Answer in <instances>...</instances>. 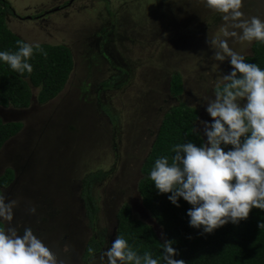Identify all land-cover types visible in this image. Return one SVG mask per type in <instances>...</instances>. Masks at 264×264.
Masks as SVG:
<instances>
[{
    "label": "rangeland",
    "instance_id": "obj_1",
    "mask_svg": "<svg viewBox=\"0 0 264 264\" xmlns=\"http://www.w3.org/2000/svg\"><path fill=\"white\" fill-rule=\"evenodd\" d=\"M7 1L22 17L4 15L12 33L32 45H65L73 65L69 81L48 101L37 103L32 96L24 108L0 106L2 122L20 123L0 147V174L13 172L0 195L17 201L13 220L0 218V229L15 226L22 235L30 227L62 264H101V253L115 241V213L125 203L162 238L140 203L139 167L162 114L179 102L197 110L194 130L206 141L201 121L212 122L207 104L215 98L214 87L224 83L222 75L232 70L230 58H211L215 49L207 42L225 23L221 14L205 0H74L62 11L51 8L67 0ZM45 10L43 18L26 19ZM241 11L242 19L264 21V0H243ZM228 43L243 56L251 54L252 42ZM173 73L181 77L178 95L168 92ZM106 80L120 86L99 90ZM99 169L107 173L90 188L97 209L91 229L81 178ZM100 230V253L85 261L84 246Z\"/></svg>",
    "mask_w": 264,
    "mask_h": 264
},
{
    "label": "clouds",
    "instance_id": "obj_2",
    "mask_svg": "<svg viewBox=\"0 0 264 264\" xmlns=\"http://www.w3.org/2000/svg\"><path fill=\"white\" fill-rule=\"evenodd\" d=\"M205 6L220 13L225 22L219 33L207 41L215 49L211 58L214 61L230 58L232 70L222 75L225 82L222 90H217L215 98L207 104L212 122L201 121L206 136L203 145L192 142L176 145L172 163L169 164L167 157L157 159L150 178L159 193H171L168 199L177 207L180 197L192 205L187 211L190 226L203 227L205 233H211L229 221L238 224L247 219L254 207L264 210V70L255 63L245 62L244 56L228 43L229 38L241 44L264 42V21L256 16L242 19L243 0H205ZM17 43L19 50L14 54L0 52V60L21 74L25 70L31 73L33 69L27 60L34 48L40 52L43 49L38 43ZM16 203L6 202V197L0 195V218L10 223ZM29 211L35 214L36 208ZM163 252L166 264H186L183 259L173 258L178 252L172 241L165 240ZM105 257L107 264H141L142 261L158 264L147 252L139 256L119 236L101 253V264ZM0 264L62 262L30 227H25L20 235L17 227L12 226L0 229Z\"/></svg>",
    "mask_w": 264,
    "mask_h": 264
},
{
    "label": "trees",
    "instance_id": "obj_3",
    "mask_svg": "<svg viewBox=\"0 0 264 264\" xmlns=\"http://www.w3.org/2000/svg\"><path fill=\"white\" fill-rule=\"evenodd\" d=\"M8 4L6 0H0V52L14 54L19 50L17 42L24 41L12 33L4 22L5 13H11ZM38 44L47 55L34 48L32 56L27 60L33 69L31 73L25 70L21 74L0 60V106L24 108L28 106L32 96L37 103H44L62 89L73 65L70 50L63 44ZM250 52L251 54L244 56L245 62L255 63L264 70V42L253 41ZM224 83L214 87V92L222 90ZM100 85L102 90H107L119 87L120 83L116 80L113 82L106 80ZM181 91L180 75L171 74L168 92L171 95H178ZM196 119L195 108L183 102L170 106L162 114L149 150L139 167L140 177L136 183V190L140 203L161 228L162 238L157 236L149 224L133 217L130 207L123 203L115 213L114 239L117 236L124 238L139 256L143 257L147 252L152 258L157 259L158 264H166L163 260L165 240L172 241V247L177 249L178 254L173 258L183 259L186 264H264V226H259L261 223L264 224V210L254 207L248 218L238 224L229 221L213 232L205 233L203 227L190 226L187 211L192 205L180 197L177 207L168 199L171 193H159L150 178V172L157 159L167 157L169 164L172 163V157L175 155L173 149L176 145L188 142L197 146L203 145L199 131L194 130ZM19 128V122L0 120V147ZM106 173L107 171L99 169L81 178L82 203L91 229L95 228L94 218L97 209L89 193L90 188ZM12 179V170L4 169L0 174V188L8 185ZM100 231L102 234L91 236L85 244L82 252L85 261L91 258L92 253L100 251L104 242V231ZM89 249L93 251L90 252Z\"/></svg>",
    "mask_w": 264,
    "mask_h": 264
},
{
    "label": "flooded vegetation",
    "instance_id": "obj_4",
    "mask_svg": "<svg viewBox=\"0 0 264 264\" xmlns=\"http://www.w3.org/2000/svg\"><path fill=\"white\" fill-rule=\"evenodd\" d=\"M7 1V0H6ZM74 0H67V1H65V2H62V3H60V4H58V5H55V6H53L52 8H51V10L52 11H62V10H64L65 8H67L68 6H70V4L73 2ZM8 2V1H7ZM9 5V7H10V9H11V13H8L10 16H13V17H15V18H18V19H21L22 17H20L19 15H17L16 13H14V11H13V8L10 6V4H8ZM30 8H32V7H30ZM44 12H48V11H43V12H38V13H33V14H30V15H25L26 16V19H32V20H34V19H37V18H43V15H44ZM6 14V13H5ZM111 28H112V26H111ZM107 29V28H106ZM105 29V32H104V35L106 36V33H107V31L108 30H106ZM104 41L103 42H105V40H106V38H104L103 39ZM105 56V58L107 57L106 55H104ZM108 58V57H107ZM109 59V58H108ZM108 62H109V65L110 66H112V63H111V61H109L108 60ZM72 69V68H71ZM71 73V72H70ZM69 73V76H68V79L66 80L67 82L69 81V79L71 78L70 76H71V74ZM102 82V81H101ZM100 82V83H101ZM100 83L98 84V89L99 90H102L101 88V85H100ZM104 90V89H103ZM101 248H102V246H101ZM98 253H100V251L99 252H95V253H92L91 255V258L93 257H96L97 256V254ZM85 264H86V262H85Z\"/></svg>",
    "mask_w": 264,
    "mask_h": 264
}]
</instances>
